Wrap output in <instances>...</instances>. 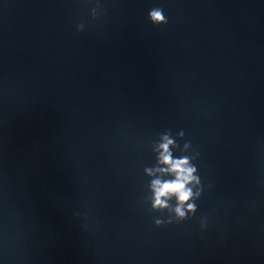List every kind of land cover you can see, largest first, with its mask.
I'll return each mask as SVG.
<instances>
[{
	"label": "water",
	"instance_id": "obj_1",
	"mask_svg": "<svg viewBox=\"0 0 264 264\" xmlns=\"http://www.w3.org/2000/svg\"><path fill=\"white\" fill-rule=\"evenodd\" d=\"M0 264H264V0H0Z\"/></svg>",
	"mask_w": 264,
	"mask_h": 264
},
{
	"label": "clouds",
	"instance_id": "obj_2",
	"mask_svg": "<svg viewBox=\"0 0 264 264\" xmlns=\"http://www.w3.org/2000/svg\"><path fill=\"white\" fill-rule=\"evenodd\" d=\"M150 19L154 24H162L167 23V19L163 14V10L161 8H153L149 13ZM163 143L160 145V163L164 165H168L167 169H158L157 171L171 172L174 173L176 178L172 181H163L161 182L159 179L154 180L152 182V189L154 192V203L153 207L164 208L167 207V203L165 197L170 195H175L178 199V206L175 209V212L179 217L185 216V211L182 210V206L189 201L193 192L191 188H188L187 185L192 183L194 180L198 183V178L193 176L195 172V168L190 166L189 160L187 157L182 159L174 160L169 151V146L173 144V141L170 140L167 136L163 138ZM151 175V170L149 171ZM189 210H194V204L187 205ZM160 221H157L159 224Z\"/></svg>",
	"mask_w": 264,
	"mask_h": 264
}]
</instances>
